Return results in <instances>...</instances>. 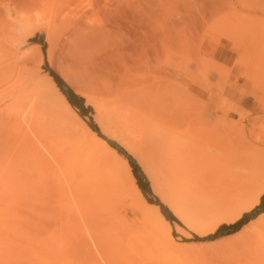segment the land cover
Here are the masks:
<instances>
[{
    "label": "rangeland",
    "instance_id": "1",
    "mask_svg": "<svg viewBox=\"0 0 264 264\" xmlns=\"http://www.w3.org/2000/svg\"><path fill=\"white\" fill-rule=\"evenodd\" d=\"M43 2L0 0V27L10 30L16 13L36 17ZM84 12L75 18L77 21L57 23L50 62L46 59L45 30L36 24L32 25L34 34L18 51L27 53L32 51V43H41L45 59L37 71L41 76L47 73V64L83 98V117L78 108L73 107L74 111L88 126L92 123L97 128L99 137L104 138L92 102L107 108L112 116L113 109L121 113L123 109L133 110L141 116L138 118L145 129L140 146L146 165L119 147L135 159L148 182L147 200L159 203L160 211H170L154 189L153 179L172 181L177 188L176 179L190 173L194 188L185 190L199 200H188V208L193 214L207 217L210 210L219 207L223 194L231 195L232 188L249 198L264 188V0H95L93 7ZM210 61L215 62L211 68ZM25 65L36 69L33 61ZM6 105L2 104L0 110ZM52 107L54 116L63 112L61 103ZM65 112L69 115L63 120L69 122L73 112ZM12 117L9 112L0 117V148L11 146L14 140L9 133ZM65 159L70 165L64 163L63 168L71 176L64 174L63 181L69 184L51 196V186L38 181V172L24 162L28 168L23 169L25 183L22 193H17L22 201L16 198L17 204L11 202L16 205L5 213L0 209V264H128L134 260L127 262L134 257L136 246L129 244L121 231L124 228L112 221L115 213L108 209L104 216L98 215L78 192L86 156H79L73 148ZM178 164L190 171L184 174L176 167ZM55 173L62 177L60 171ZM235 192L232 190L231 196ZM126 203L116 202L110 208L119 218L138 219ZM259 204L260 200L243 214ZM170 214L178 220H169L175 255L147 250L150 254L145 264H264V209L253 213L246 231L214 240L206 238L216 230L202 235ZM6 215L9 220L4 222ZM106 216L109 221L104 219ZM54 232L60 239H55L59 241L57 248L50 244L52 250L49 242ZM1 248L11 250L12 258L5 257Z\"/></svg>",
    "mask_w": 264,
    "mask_h": 264
},
{
    "label": "bare ground",
    "instance_id": "2",
    "mask_svg": "<svg viewBox=\"0 0 264 264\" xmlns=\"http://www.w3.org/2000/svg\"><path fill=\"white\" fill-rule=\"evenodd\" d=\"M47 1L45 0V4L43 2V9L41 8V12L38 13L36 17L28 18L14 13L15 19H13L15 20V24L13 27L10 30L6 27L4 28V26L0 27V106L7 103V105L0 110V117L3 116L4 112H9L10 115L13 116L11 119L14 118L12 124H10L11 122L8 121L11 125V127H9L11 130L9 132L10 137L11 135L12 137L14 136L12 145L9 147L0 148V209H3L2 213H5L6 210L8 211L10 209L12 204H17L19 200V202L22 201L21 199H18L22 195L20 196V194L18 195L17 193H22V186L25 183L23 179V175L25 174L23 169L27 167L26 164H30L31 166L28 168L33 167L32 170L38 172L39 176L36 174V177L35 175V178L39 177L38 181L40 179V182H42L44 186L47 185L46 187L49 185L51 186V189H49L50 187L48 188L50 196L54 193H57L56 190H60L64 186L67 187L69 182L66 184L67 180L63 181V178L66 177L64 174H68L67 176L71 175L69 171L65 173L63 166L64 163L70 165L69 160L65 159V157L67 154H69L70 150L74 148L78 152L79 156H86V160L82 164L84 173L83 179L80 181L81 192H78L80 195H82V197H84L86 205L93 208V210L98 215L104 216L105 213H108V209L109 211H113L115 213L114 214L112 212L114 214L112 221L118 222L120 225L118 228H124L121 231L125 234V236H127L129 244L131 246H136L134 257L129 258L130 260L128 259L127 261L129 262L134 258V262L131 261L128 264L132 262V264H145L146 257L148 254H150V252L147 250H157L159 253L174 256L175 252L173 249L176 244H174L175 242L171 234V224L169 220L165 218L157 205L148 202L137 185V181L133 175L132 167L129 161L123 156L119 155L118 151L108 141L112 140L116 142L130 155H132V157L138 160V162H140L143 166L146 165V159H143L140 146L143 138L142 129H145V125L144 127H141L140 123L142 119L139 120V114L133 110H131L133 112H129V110L124 112V109L122 108V110L120 109L121 107H119L120 111L122 110V113L114 111L113 109L115 116V119H113L114 116L111 115V111H109L107 108L103 109L96 102H92L95 112L98 113L96 120L98 122L100 131L104 136V138L99 137L97 133L92 130L74 111V108L67 101L66 96L60 91L49 73H44V75L41 76L37 71L45 59L41 45L39 43H32L30 45L33 48L32 51H27V53L18 51L19 48L28 41V38L34 34L35 29L32 25L36 24L38 29L42 28L45 30L46 42L48 44L46 49V59L48 62H50L53 55L52 34L55 32L57 25L59 24L58 22L65 23L71 20L73 22L77 21L75 18L79 19L80 16L84 15V10L91 9L95 4V0H56L59 1L58 4L55 2L53 4L52 2ZM231 26H229V29H231ZM233 27L234 26H232V29ZM232 38L233 37H230L229 39ZM229 41L231 42V40ZM28 61H33L34 64H36L35 70L27 68L26 65L22 66V64H25V62L27 63ZM201 61L202 59L200 62ZM207 61L208 60L205 61L206 63L204 62L205 67H207V63L209 64ZM213 62L210 61V68L215 63ZM218 65L220 64H216V66ZM59 103L62 104L63 112L58 111L60 113L59 115V113L56 111L57 114L54 116L55 114H53V112L51 113V111H54L52 106L57 107ZM66 110L73 112V119L69 122H65L63 120L64 117H68L69 115L65 114ZM44 111H48L51 114H48L49 116H45V114L48 112ZM134 112L136 113L134 114ZM69 118L71 117L69 116ZM8 122H6V124ZM145 132L148 131L145 130ZM24 162H26V164H24ZM22 163L23 165H21ZM179 165L180 164H178L176 167H179L180 169H178L182 170ZM188 170V168L186 170L184 167V170L182 171L183 173L184 171L188 173L190 171ZM55 171H57V173L60 171L62 177L57 176ZM189 174H185L181 178L176 179L178 189L176 188L175 184H172V181H169V179V182L166 180L163 182H158L157 180L155 181V179H153V186L162 197L164 204L169 207L172 214L179 218L184 224H186V226L198 231L202 235L214 232L221 224L231 223L233 220L240 218L243 212L252 209L259 202L262 194H264V188H262L253 194L251 198H249L246 196V194H237L235 192V187L234 189H231L230 187L231 190H229L231 195L234 192L235 194L233 196H227L223 194V200H221L219 203L216 202L218 203L217 205H219V207L217 206L215 209L210 210L207 213V217H202L203 215L200 216L191 213V209L188 208V200H199L197 197L194 198L195 196L192 198L187 193L188 188L189 190L191 189V191L194 188H192V181L189 177ZM152 178L153 177H151V179ZM40 182L37 183L40 184ZM43 184L41 185L42 187ZM199 185L201 184L199 183ZM246 185L248 184L246 183ZM242 188L240 187V189ZM185 189H187V191ZM243 190H241V192ZM61 192H64L63 189ZM36 196L34 195L33 198ZM16 198L18 201H14ZM41 200L43 201V199ZM13 201L14 203H11ZM116 202H127L134 211V215L137 216L138 219L128 221L125 219L126 217L119 218V215H117L118 213H116L114 209L110 208L111 205L115 204ZM13 206L11 209L14 208ZM45 206L42 207L44 208ZM108 218L109 217L107 216L106 218L104 217V219ZM8 220V215L2 218V221L4 222ZM109 220L110 218L108 221ZM108 221L104 220V222L107 223ZM248 225L249 224L243 226L239 232L243 230L246 231V229L249 228ZM110 226H112V224ZM248 231L249 230H247V232ZM13 232L14 235H16L17 231L13 230ZM239 232H237V234H239ZM53 234H51L52 238L50 237V239L51 241H54L52 243L49 240V245L52 244L55 246V248H57L56 243L59 241H55V239L60 238H56L58 233L54 234L55 237ZM61 242L62 241H60V243ZM109 246V251H113L111 245ZM50 248L55 250L51 245ZM1 250L5 257L7 256L8 258H12L11 250L7 248H1ZM139 252H141L140 254L142 255L147 254L146 256H143L145 261L143 257L139 255ZM136 256L142 258L139 259L137 257V259ZM136 260H139V262L136 263Z\"/></svg>",
    "mask_w": 264,
    "mask_h": 264
},
{
    "label": "trees",
    "instance_id": "3",
    "mask_svg": "<svg viewBox=\"0 0 264 264\" xmlns=\"http://www.w3.org/2000/svg\"><path fill=\"white\" fill-rule=\"evenodd\" d=\"M39 44H41V43H39ZM43 48H44V46H43ZM44 54H45V52H44ZM45 69H46L47 73H49V75L53 78L54 82L56 83V85L58 86V88L61 91L63 88L67 89V95H66L67 101L71 104L72 107L78 108L80 116L83 117V114H82V108H83L82 103L84 101L83 98L80 97L79 95H77L58 74H56L53 70H51L47 66V64H45ZM89 127L92 130L97 131V128L95 126H93L92 123H89ZM130 165L132 167L133 175L137 181V185L139 186V188L142 191V193L144 194V196L148 197V195L150 194L148 182H146V180L144 178H140L136 174L138 166L133 165V164H130ZM148 202H150L151 204L160 205L159 203L152 201V200H148ZM260 208L264 209V195H262L260 198L259 206L254 208L251 212L243 214V216L233 224H229V225L222 224V225H220L216 229V231L212 235H209L206 239L214 240V239H218V238H221L223 236L237 232L238 230H240L244 225H246L251 220V218L254 216L253 213H256V211ZM168 219L172 222H174V221L178 222V220H176V218H174L171 214H169ZM194 237H195V239H198L196 236H194Z\"/></svg>",
    "mask_w": 264,
    "mask_h": 264
},
{
    "label": "water",
    "instance_id": "4",
    "mask_svg": "<svg viewBox=\"0 0 264 264\" xmlns=\"http://www.w3.org/2000/svg\"><path fill=\"white\" fill-rule=\"evenodd\" d=\"M43 37V36H42ZM41 37V38H42ZM65 96L67 95V89L66 88H63L62 89V91H61ZM109 141V143L118 151V152H120V153H122L126 158H127V160L129 161V163L130 164H133V165H135L136 164V161H135V159H133L129 154H127L121 147H119V145L116 143V142H114V141H112V140H108ZM136 174L140 177V178H143V174L141 173V170H139V169H137V171H136ZM161 213L165 216V218L167 219V220H169L168 219V217H169V214H170V211L169 210H167V209H161Z\"/></svg>",
    "mask_w": 264,
    "mask_h": 264
}]
</instances>
